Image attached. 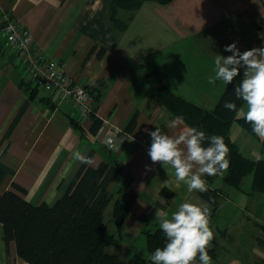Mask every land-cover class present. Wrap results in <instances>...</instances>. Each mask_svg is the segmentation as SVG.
<instances>
[{"label": "crops", "instance_id": "1", "mask_svg": "<svg viewBox=\"0 0 264 264\" xmlns=\"http://www.w3.org/2000/svg\"><path fill=\"white\" fill-rule=\"evenodd\" d=\"M5 17L21 21L32 36L33 49L64 64L72 82L93 94V113L80 126L72 122L76 109L71 99L22 78L2 29ZM233 42L241 52L264 44V0L144 2L136 10L117 8L112 0H0V194L13 190L31 204L52 207L83 164L73 158L79 151L91 158V168L103 163L117 167L109 186L114 199H126V184L137 196L126 225L136 223L139 229L141 221H154L155 210L170 216L183 202L204 206L199 191L189 192L177 182L171 166L158 163L145 174L151 161L150 138L144 130L160 128L175 135L187 126L168 127L176 116L150 88L146 75L163 72L173 93L211 109L226 86L208 82L214 75L213 54L231 55L223 49ZM233 126L235 143L234 132H242L241 144L236 143L241 152L264 159V140ZM106 137L113 148L104 144ZM163 188L171 195L161 197ZM227 189L223 187L227 196L217 212L228 203L241 210L255 196ZM257 222L264 224L213 221L216 250L224 264H234L231 258H239L241 264H264L259 242L263 233ZM0 264H29L18 257L13 241L6 246L2 225Z\"/></svg>", "mask_w": 264, "mask_h": 264}, {"label": "trees", "instance_id": "2", "mask_svg": "<svg viewBox=\"0 0 264 264\" xmlns=\"http://www.w3.org/2000/svg\"><path fill=\"white\" fill-rule=\"evenodd\" d=\"M112 1L117 8L136 10L144 2L163 5L173 0ZM100 55L101 52H98V56ZM165 77L163 72L155 70L146 75V81L168 111L174 116H182L187 126L196 127L206 135L222 136L229 149L228 168L215 176L202 177L206 181L207 191L198 192L205 201L204 206L209 209V226L216 230L212 219L218 211L220 199L227 196L223 187L228 186L246 194H264V159H254L243 154L230 134L232 126L237 125L248 134L255 135L251 131V125L243 117L224 107L226 101L235 102L237 108L242 106L243 102L236 99L233 91L240 83L242 72L232 84L225 86L219 100L211 109L202 108L173 93L165 85ZM72 122L75 126L81 124L76 120ZM99 126L100 123L95 129ZM116 170V166L105 163L96 169L82 164L65 194L52 207L44 203L31 204L13 190L0 194V225L3 227L6 246L13 241L18 257L29 264H147L148 261L143 257L121 259L108 249L119 244L121 232L126 227V218L137 199L128 184L124 186L126 199H114L115 195L109 186ZM2 177L3 171L0 169V180ZM217 178L221 180V184L213 186ZM247 178L250 179V186L244 190L243 182ZM160 195L165 198L171 193L163 188ZM112 200L110 221L114 226L113 232L109 230L103 216L106 206ZM141 223L145 226L150 221ZM257 224L263 233L259 242L264 246V224ZM152 226L155 228L142 230L146 249L150 254L156 248H162L166 242L158 223L153 222ZM208 254L215 257L216 249L208 248ZM198 263L197 259L195 264Z\"/></svg>", "mask_w": 264, "mask_h": 264}, {"label": "clouds", "instance_id": "3", "mask_svg": "<svg viewBox=\"0 0 264 264\" xmlns=\"http://www.w3.org/2000/svg\"><path fill=\"white\" fill-rule=\"evenodd\" d=\"M223 50L231 55L213 54L214 75L208 82L215 85L221 81L229 85L242 72L239 85L233 89L236 99L243 102L242 106L237 108L235 102L226 101L224 107L243 117L251 125L252 133L264 138V44L241 52L233 42ZM183 123L184 118L176 116L168 122V127L176 129ZM144 131L150 138L147 155L151 161V166L145 165V174L154 171L153 166L158 163L169 165L174 170L176 181L184 183L189 192H205L207 185L202 177L215 176L229 166V149L222 136H209L189 126L175 135H169L160 128ZM73 158L83 164L92 162L79 151L73 153ZM154 221L166 242L151 254L152 264H195L197 259L200 264H211L208 248L213 240V231L209 226L207 206L183 202L170 216L157 209Z\"/></svg>", "mask_w": 264, "mask_h": 264}, {"label": "built area", "instance_id": "4", "mask_svg": "<svg viewBox=\"0 0 264 264\" xmlns=\"http://www.w3.org/2000/svg\"><path fill=\"white\" fill-rule=\"evenodd\" d=\"M2 29L7 43L15 52L16 65L23 70L24 80H31L36 85L45 87L61 99H71L76 109V120L79 123L87 120L93 111V96L90 91L72 82L64 64L48 59L33 49L32 36L21 21L5 17ZM103 142L108 148L114 147L109 137Z\"/></svg>", "mask_w": 264, "mask_h": 264}, {"label": "rangeland", "instance_id": "5", "mask_svg": "<svg viewBox=\"0 0 264 264\" xmlns=\"http://www.w3.org/2000/svg\"><path fill=\"white\" fill-rule=\"evenodd\" d=\"M234 127V126H232ZM232 132V129H231ZM245 132V131H244ZM234 136L238 137L237 144L239 145L242 132H237ZM249 137H253L251 134H248ZM264 138H261L260 141H263ZM242 141V140H241ZM255 141V140H253ZM255 143V142H254ZM241 144V143H240ZM255 145V149H258V145ZM243 146V145H242ZM254 149V150H255ZM225 172V171H224ZM250 177V176H248ZM221 184V180L217 178L213 184V186ZM119 185H116L115 189H118ZM250 186V179L247 178L243 182V188L244 190L249 189ZM228 186L225 187V192H228L229 189H227ZM229 194V193H228ZM223 199V198H222ZM220 199V202H223V200ZM113 207V201L110 202L105 210H104V221L108 225V228L111 232L114 231L113 223L110 221L111 219V212ZM242 209L240 210L239 207H236L234 204H224L221 207L220 212H216L212 221H264V194H259L249 199L246 205L241 206ZM223 212V216H222ZM222 216V218H221ZM152 222L148 225L142 226L141 228H136V223H130L127 224L126 227L121 232L120 242L117 246H111L109 247V252L116 254L121 259H128L133 256H140L145 258L148 262L147 264H152V261H150L151 254L146 249V242H145V236L142 230L144 229H153L155 227L152 226ZM157 223V222H156ZM213 231V241L210 242L209 249L214 248L216 249V237L217 231L214 228H211ZM259 232V228L257 230ZM238 251H234L236 253ZM218 253V256H217ZM216 257V259H214ZM211 255V264H224L223 259L220 257L219 252L216 250V256ZM230 262H235L234 264H241V260L239 258H231L229 259ZM199 261V260H198ZM200 264V262L198 263Z\"/></svg>", "mask_w": 264, "mask_h": 264}]
</instances>
